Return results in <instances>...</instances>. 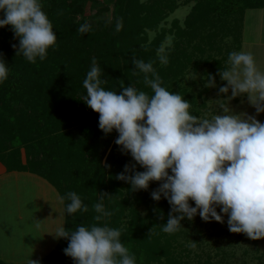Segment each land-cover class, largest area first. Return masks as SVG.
I'll return each instance as SVG.
<instances>
[{
  "label": "trees",
  "instance_id": "obj_1",
  "mask_svg": "<svg viewBox=\"0 0 264 264\" xmlns=\"http://www.w3.org/2000/svg\"><path fill=\"white\" fill-rule=\"evenodd\" d=\"M116 1L117 14L108 25L98 23L108 10L99 0H41L56 31L57 44L49 49L45 60L35 63L17 56L19 39L11 26L0 28V57L10 67L8 79L0 83V163L8 172L40 176L61 197L76 192L88 211L73 215L65 211L66 229L101 225L94 219L98 214L93 205L102 197L108 198L109 227L121 231V241L135 255L136 264H232L221 248L215 257L202 256L200 240L190 239L183 227L173 234L161 230L171 206L164 197L159 202L152 199L160 182H152L148 190L131 191L128 183L116 178L126 165L135 166V171L145 169L115 143L117 132L105 134L100 130L99 114L83 102V80L95 58L107 81L106 89L118 91L123 82L151 95L144 74L135 70L132 59L152 62L162 86L186 97L193 104V114L202 116L207 109L204 94L209 88L204 87L194 97L183 83L191 70L197 74L205 66H214L219 73L227 67L229 53L242 50L246 13L263 10L264 0H196L184 27L174 21L170 29L165 22L177 10V0H134L125 12L117 11L123 0ZM87 9L91 10L89 16ZM117 20L123 21L118 33ZM85 22L92 25V31L80 34L77 29ZM169 37V62L163 65L157 49L165 46ZM119 49L127 59L125 73L118 61ZM200 99L204 101L199 103ZM63 202L65 206L69 203ZM67 247L68 240L61 239L46 260L35 264H76L65 254Z\"/></svg>",
  "mask_w": 264,
  "mask_h": 264
},
{
  "label": "clouds",
  "instance_id": "obj_2",
  "mask_svg": "<svg viewBox=\"0 0 264 264\" xmlns=\"http://www.w3.org/2000/svg\"><path fill=\"white\" fill-rule=\"evenodd\" d=\"M0 13V28L11 26L19 39L17 56L30 63L45 60L57 44V35L41 0H0ZM122 27L123 21L117 20L115 31ZM77 31L88 33L92 25L85 22ZM157 56L161 64L169 62L164 45ZM132 64L144 74L151 95L123 82L118 91L106 89L95 58L83 80V102L99 114L100 130L117 132L115 143L145 169L135 171V166L126 165L116 178L128 183L131 191L148 190L152 182H160L152 199L159 202L164 197L171 206L167 222L161 225L164 233L178 231L185 218L191 221L199 215L205 222L224 223L227 216L230 232L264 239V123L223 103L211 119L197 117L191 102L162 86L152 62L133 57ZM9 73L10 67L0 57V83ZM219 75L227 86L219 87L225 99L217 101L246 96L257 114L264 113V71L250 52H230L228 66ZM216 86L215 77H205L206 88ZM61 199L69 201L65 206L69 215L88 211L74 191ZM93 208L97 222L111 215L103 197ZM53 235L68 240L64 252L76 264H136L135 255L121 241V231L106 224L74 229L61 225ZM29 264L35 262L31 259Z\"/></svg>",
  "mask_w": 264,
  "mask_h": 264
},
{
  "label": "rangeland",
  "instance_id": "obj_3",
  "mask_svg": "<svg viewBox=\"0 0 264 264\" xmlns=\"http://www.w3.org/2000/svg\"><path fill=\"white\" fill-rule=\"evenodd\" d=\"M99 1L108 7V10H106L103 17L98 20V23L100 24L104 21L108 25L112 24L117 14V1ZM140 1L146 2L147 0ZM177 1V10L171 14L165 22V26L169 29L172 28L174 21H178L180 25L184 27V23L196 3V0H192L190 3H188V0ZM133 2L134 0H123L122 8L117 11H128L129 8H126L127 5L131 8ZM90 14L91 10L87 9L86 15L89 16ZM258 23V11H249L246 13L245 26L247 33L245 34L247 37L255 39L259 38ZM228 41L231 42V39L229 38ZM170 48L171 38L169 37L165 43L166 52H168V49ZM119 50L121 54L119 55L120 58L118 61L119 64L123 66L121 68L122 72L125 73V62L127 59L124 57V50ZM259 68L261 69V67ZM205 73L210 74L215 78L216 75L219 74L214 66H205V68L197 74L191 70L183 83L184 87L189 89L194 97H196L198 93H202V90L205 87V77H207ZM217 79V86L209 88V91L204 94L207 109L202 113L201 117L211 119L213 115L219 113V104L223 103L225 106L228 105L229 108L236 113L254 116L260 122L264 123V113L257 114L256 109L250 104L246 96H240L231 101H217L219 99H225V97L219 92V87L227 86L226 82L221 78L218 77ZM228 95L230 96L231 92H229ZM184 99H186V97H184ZM203 101L200 99L199 103ZM28 180H30L35 186L38 185L39 190L34 188L29 182H27L22 189L8 190L6 188H0V260L3 259L7 262L14 260L21 264H29L32 259L35 263H39L46 260L56 248L53 247V250L46 256L45 253L38 254L39 251L35 248L36 244L33 243L38 239L45 237V234L47 233V243H51V247L54 245L53 242L58 241L53 234H55V230L58 226L64 225L65 204L61 199L62 197L59 192L57 190L56 192L46 182L39 180L38 178H28ZM0 183L2 184V182ZM190 203L192 206H195L194 202ZM104 205L105 210L110 212L108 198H104ZM217 211L219 212V209H217ZM145 214V211L142 210V215L145 216ZM220 214L223 216V213ZM110 217L111 215L103 217L101 225L106 224L109 226ZM227 219L228 217L224 216V223H219L214 220L211 222H205L199 215H197L191 221L185 218L181 224L183 231L185 233L187 232V234L189 232L190 239L198 238L200 240L201 251L203 253L202 256L210 254L212 257H215L216 254H220L219 249L221 248L226 250L230 258L229 261H231L232 264H244V262L246 264H264V239L258 240L257 244H254L252 241L247 242L246 239L249 237L246 234L232 233L229 231ZM51 223H53V228L49 231ZM37 224H39V227L36 226ZM191 232H194V236L192 237H190ZM239 236L246 239L240 240L238 239ZM59 242L60 241H58L55 246H57ZM180 242H184V240L181 239ZM44 246H48V249L50 248L49 244H45ZM191 247H194L193 243ZM194 250L196 249L194 248Z\"/></svg>",
  "mask_w": 264,
  "mask_h": 264
},
{
  "label": "crops",
  "instance_id": "obj_4",
  "mask_svg": "<svg viewBox=\"0 0 264 264\" xmlns=\"http://www.w3.org/2000/svg\"><path fill=\"white\" fill-rule=\"evenodd\" d=\"M258 11V27H259V38H249L246 36L245 33H247V29L245 26L246 23V16H245V23H244V31H243V42H242V50L244 52H250L256 59L257 64L259 67H261L262 71H264V9L263 10H257ZM249 12V11H248ZM28 178H38L39 180H42L46 182L51 188H53L55 191L56 189L46 180L41 178L40 176L33 175L30 173H24V172H8L6 168L0 163V188H6L8 190H15L18 188H24L27 182L31 183L34 188H37L39 190L38 185H34ZM19 186V187H17ZM57 192V191H56ZM65 219V216H64ZM66 220L64 222L65 226ZM53 223H51V226L49 228V231L53 228ZM49 227V225H48ZM61 239H58L60 241ZM53 242L54 245L51 247V243L48 242V233L45 234V237H42L35 241L33 244H36L35 248L39 251L38 254L45 253L47 256L52 250L53 247H56L55 245L57 242ZM45 244H49L50 248L48 249V246H44ZM42 257V256H41ZM45 257V256H44ZM43 257V258H44ZM0 262H3L5 264H21L14 260L7 262L3 259L0 260Z\"/></svg>",
  "mask_w": 264,
  "mask_h": 264
}]
</instances>
